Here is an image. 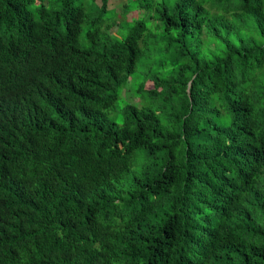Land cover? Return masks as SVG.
Returning a JSON list of instances; mask_svg holds the SVG:
<instances>
[{
	"label": "trees",
	"instance_id": "trees-1",
	"mask_svg": "<svg viewBox=\"0 0 264 264\" xmlns=\"http://www.w3.org/2000/svg\"><path fill=\"white\" fill-rule=\"evenodd\" d=\"M120 6L0 0V264H264V0Z\"/></svg>",
	"mask_w": 264,
	"mask_h": 264
},
{
	"label": "rangeland",
	"instance_id": "rangeland-1",
	"mask_svg": "<svg viewBox=\"0 0 264 264\" xmlns=\"http://www.w3.org/2000/svg\"><path fill=\"white\" fill-rule=\"evenodd\" d=\"M125 0H110V5L111 6H116L119 9H121V4L124 2ZM135 14H132L129 16V18H131V16H134Z\"/></svg>",
	"mask_w": 264,
	"mask_h": 264
}]
</instances>
